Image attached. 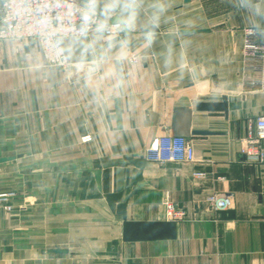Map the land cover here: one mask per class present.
I'll list each match as a JSON object with an SVG mask.
<instances>
[{"label": "crops", "instance_id": "crops-1", "mask_svg": "<svg viewBox=\"0 0 264 264\" xmlns=\"http://www.w3.org/2000/svg\"><path fill=\"white\" fill-rule=\"evenodd\" d=\"M162 2L156 41L145 49L134 34L141 59L105 107L69 72L0 44V194L16 193L10 212L0 206V264H264V163L242 154L264 116V63H246L242 35L264 31V14L242 0ZM250 4L264 13V0ZM224 101L227 112L197 110ZM179 109L212 135L186 138L191 164L149 162ZM224 194L233 208L214 209ZM166 201L187 214L175 240L123 241L120 204L131 222H165Z\"/></svg>", "mask_w": 264, "mask_h": 264}, {"label": "clouds", "instance_id": "clouds-1", "mask_svg": "<svg viewBox=\"0 0 264 264\" xmlns=\"http://www.w3.org/2000/svg\"><path fill=\"white\" fill-rule=\"evenodd\" d=\"M256 15L260 10L242 0ZM166 11L162 0H0V44L29 49L43 66L63 69L100 107L123 94L129 66L141 59L134 34L151 49ZM169 45L165 62L171 59Z\"/></svg>", "mask_w": 264, "mask_h": 264}, {"label": "built area", "instance_id": "built-area-1", "mask_svg": "<svg viewBox=\"0 0 264 264\" xmlns=\"http://www.w3.org/2000/svg\"><path fill=\"white\" fill-rule=\"evenodd\" d=\"M243 55L247 64L258 66L264 63V31L249 27L243 30ZM90 138H85L88 141ZM264 116L255 120L249 136L245 141L242 154L253 163H264ZM195 148L186 138L167 136L157 139L147 150V160L157 164L195 162ZM16 196L14 192L0 194V206L6 211L12 210L11 201ZM208 202L216 210L233 208L234 198L231 194L215 195ZM169 221L178 222L186 218V211L170 201L165 202Z\"/></svg>", "mask_w": 264, "mask_h": 264}, {"label": "water", "instance_id": "water-1", "mask_svg": "<svg viewBox=\"0 0 264 264\" xmlns=\"http://www.w3.org/2000/svg\"><path fill=\"white\" fill-rule=\"evenodd\" d=\"M189 2L190 0H185ZM158 31V30H157ZM198 111H209V112H227V103L224 101L220 104H206L201 103L197 107ZM186 110L176 111V121H175V137L180 138H190L191 135H212L210 132L206 131H190V121L191 113ZM184 112L187 116H181ZM7 161V160H2ZM141 174L138 181L142 179V173L147 165V161L136 160L133 162ZM98 186H101V174L100 172H95ZM117 214L123 220L122 226V239L125 243L134 244L139 242H152V241H172L177 238V222L175 221H165V222H131L127 218V204H120L117 208ZM56 254L65 253L62 250H54Z\"/></svg>", "mask_w": 264, "mask_h": 264}]
</instances>
